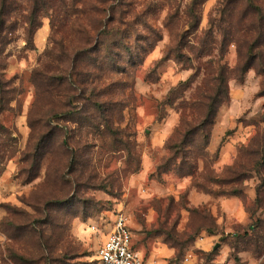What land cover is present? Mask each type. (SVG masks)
<instances>
[{"label":"rangeland","instance_id":"374dc122","mask_svg":"<svg viewBox=\"0 0 264 264\" xmlns=\"http://www.w3.org/2000/svg\"><path fill=\"white\" fill-rule=\"evenodd\" d=\"M190 2L0 0V264H98L117 214L150 264H264L263 79L230 78L208 140L193 131L220 38L196 58Z\"/></svg>","mask_w":264,"mask_h":264},{"label":"trees","instance_id":"16d2710c","mask_svg":"<svg viewBox=\"0 0 264 264\" xmlns=\"http://www.w3.org/2000/svg\"><path fill=\"white\" fill-rule=\"evenodd\" d=\"M206 0H191L187 8V19L189 21V36H193L199 49L196 58H202L207 53V49L214 44L215 34L220 38L219 55L216 61L215 73L212 77V87L209 92L202 96V115L200 122L195 127V133L203 134V140L209 138V127L212 125L220 104L228 100V81L233 78L241 83L246 73L254 69L263 81L259 91V96L264 97V0H221L215 9V14L220 16V26H208L198 38L196 33L199 30V6ZM4 10V5L1 6ZM4 13L0 12V17ZM214 20H211L213 24ZM5 23L0 21V45L2 32ZM217 31L214 33V30ZM233 45L236 50L237 63L230 69L223 63L227 47ZM170 53L174 55L178 63H182L185 54L178 48H171ZM191 53V52H190ZM210 56V54H209ZM213 63V62H210ZM9 93V82L5 81L0 71V111L4 109ZM95 108L99 111L103 108V103H95ZM264 122V114H263ZM261 162L258 166L264 167V135L260 141Z\"/></svg>","mask_w":264,"mask_h":264},{"label":"built area","instance_id":"2783aa9c","mask_svg":"<svg viewBox=\"0 0 264 264\" xmlns=\"http://www.w3.org/2000/svg\"><path fill=\"white\" fill-rule=\"evenodd\" d=\"M90 232L100 233L99 228L90 226ZM98 264H150L135 248L126 219L117 214L109 232L100 241L97 253Z\"/></svg>","mask_w":264,"mask_h":264}]
</instances>
